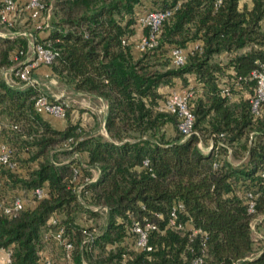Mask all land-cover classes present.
<instances>
[{
  "label": "trees",
  "instance_id": "trees-1",
  "mask_svg": "<svg viewBox=\"0 0 264 264\" xmlns=\"http://www.w3.org/2000/svg\"><path fill=\"white\" fill-rule=\"evenodd\" d=\"M157 10L172 14L156 46L134 55L129 39L139 29L138 16ZM49 25L41 37L26 24L35 42L54 53L51 64L40 66L74 91L107 102L108 136L70 119L56 128L35 109L36 87H17L22 82L13 72L16 86L0 76V138L13 164L0 165V200L10 203L20 193L29 199L14 214L0 211V247L11 248L9 264H43L42 235L51 214L74 241L83 228L93 232L90 218L75 216L104 210L91 206L107 207L103 230L84 250L105 251L99 262L121 264L125 253L126 264H189L194 255L204 264H264V234L256 248L251 228L256 215L264 226V101L257 114L250 103L256 94L251 73L264 64V0H54ZM189 43L197 45L186 53ZM173 47L186 53L183 65L172 64ZM28 49L24 36L0 34V71ZM221 55L225 60H217ZM162 87L188 94L194 115L188 136L175 114L157 109L169 93ZM58 146L67 150L51 154ZM74 153L86 154V167L70 159ZM38 187L47 192L42 199L33 194ZM248 192L256 195L252 211ZM173 207H182L176 220L182 229L168 224ZM145 219L157 224L148 235L150 251L134 249L128 232L133 220ZM73 256L83 264L77 247Z\"/></svg>",
  "mask_w": 264,
  "mask_h": 264
},
{
  "label": "built area",
  "instance_id": "built-area-1",
  "mask_svg": "<svg viewBox=\"0 0 264 264\" xmlns=\"http://www.w3.org/2000/svg\"><path fill=\"white\" fill-rule=\"evenodd\" d=\"M0 5V22L6 25L8 28H11L15 25V15L20 9L24 10L28 14V19L31 21V26L33 28L41 30L43 27L48 26L50 14L40 0H25L24 2H21V0H0ZM44 11L45 15L43 16ZM171 14V10H157L144 12L138 16L137 26L141 31L138 40L135 42V48L138 51L144 52L156 46L160 26L162 25L164 20L168 19L171 16ZM144 29H146L147 31L143 32ZM0 34L3 36H8L10 38L17 35H22L27 39L29 43V49L26 51L24 59L19 60L17 57H15V64L12 65L8 70H4V76L10 77V73L13 72L14 75L20 80V82H22L20 86L21 88L27 86L36 87L39 93L35 96L34 99L35 109L41 114L50 115L60 120L64 119L66 115L64 103L65 101L50 99L45 92L40 91V89H42L41 86L43 85L33 74V71L37 66L49 65L52 63L54 59L53 51L49 48L48 45H45V43H36L35 37L30 30L10 31L8 33L0 32ZM126 42L129 41L126 38H123L122 43ZM170 54L172 64L174 66H180L184 64L186 60V53L183 49L179 47H173ZM250 79H254L256 85V94L254 98L250 100L251 110L253 113L257 114L260 103L264 101V64L251 73ZM8 84H11V82L9 81ZM187 95L188 94L184 90L172 89L157 107L159 111L172 113L177 116L178 129L185 136H188L191 133L194 123V115L187 105ZM198 145L204 151L209 150V148L207 147L203 148L201 146V143H199ZM78 156V153L73 154V157L76 159H79ZM147 163V160H145L144 164L146 165ZM0 165L9 167L13 166L11 162V150L1 140V138ZM260 175L264 178V168L262 169ZM90 180L92 181L94 180V178L92 177ZM82 187L83 184L77 187L78 193L80 192ZM33 194L37 199H42L47 195V192L44 188L38 187L33 190ZM255 196L256 195L252 192H248L246 194L248 210L250 211L254 209L253 206L255 203ZM24 198L25 197L23 196V194L20 193L15 196L10 203L6 204L0 200V211L7 215L18 212L25 205ZM178 208L182 207H173L171 209L168 224L171 227L182 229L184 228V224L180 221H176L178 216ZM93 209L107 210V207H93ZM155 228H157V224L152 220H133L128 228V232H131L130 235L132 236L133 248L136 250L144 251L152 250V245L148 242V235L149 232ZM82 231L83 235L81 236V238L78 241H74L72 235L70 233H67L64 229V226L60 224L59 216L56 214H51L46 221V228L44 229L42 235L44 241V249H42L41 252H45L41 258L42 263L60 264L57 258L47 250V248L50 247L49 243L52 242L62 250L64 260L63 264H77L73 256V250L75 249V247H77L79 252L83 254V251L88 247V242L93 240V237L96 235L94 232L85 228H83ZM198 231H200L199 228H193L192 233L194 234ZM0 249L5 254L6 264H9L11 248L0 247ZM126 262L127 256L124 253L121 258V264H126ZM189 264H204L203 256H192ZM234 264H240V261L237 260L234 262Z\"/></svg>",
  "mask_w": 264,
  "mask_h": 264
},
{
  "label": "rangeland",
  "instance_id": "rangeland-1",
  "mask_svg": "<svg viewBox=\"0 0 264 264\" xmlns=\"http://www.w3.org/2000/svg\"><path fill=\"white\" fill-rule=\"evenodd\" d=\"M42 2L48 4L47 10H48V12L50 14V17H49V20H48V26H45V27H43L41 29L42 32H43V31H48V28L50 26L49 23H50L51 15H52V12H53L54 0H42ZM44 15H45V12L43 13V16ZM27 22H29V25H31V21H29V19H28V14L24 10L20 9L15 15V25H14V27L19 29L20 31H25ZM6 28H8V27H6L5 25L3 26V24L0 22V32L1 33L10 32V29H6ZM140 34H139V36H140ZM139 36H136L134 38L135 41L138 40ZM217 60H225V57L223 55H221L220 57H217ZM2 72H4V70L0 71V76H2ZM20 85H19V87H20ZM55 85L59 89H61L59 84L56 83ZM41 87H42V89H40V91L45 92L47 96L50 95V92H47L48 90L46 88H43L44 86H41ZM168 92H169V90L167 92H164V94H167ZM58 100L64 101V100H61V99H58ZM64 103H65V109H66V112H67V116H65V118L62 119V120H64V121L66 120L67 121V119H70V121L72 123H79L80 125L82 124L81 127L86 132H88L86 129H88L89 127L93 128V127H96V125L98 126L99 123H101L102 118H103V112L100 109L99 103H94V102H92V100L81 99V98H76V99H74V101H70V102L65 100ZM85 106H89V107L87 108ZM4 122H5L4 117L2 115H0V123L2 124ZM104 122H105V120H104ZM92 134H102L104 136H108L104 125H103L102 129L98 130L97 133H92ZM205 145L206 144L204 142L201 143V146L203 148H206ZM63 150L64 151L67 150V147L64 148L62 146H58V147H56V148L51 150V154H54L55 152H58V151L60 152V151H63ZM73 158L74 157H73V154H72L70 156V159H73ZM78 158H79L78 160H79L80 164L82 166L84 165L83 167H86L87 165H86V162H85V157L83 155H79ZM61 160L63 161L64 159L60 158V161ZM69 160H66V162L69 161ZM91 173H92V175H94V174L96 175L97 169L92 168L91 169ZM24 200H25L24 201L25 203H29V199L24 198ZM93 207L94 206H91L90 208L93 209ZM96 212H97V214L91 216L87 212H85L83 210H79L78 212H76L75 216L77 218L80 217L81 220H84L85 219L84 217L90 218L91 221H92V224H93V229L92 230H93V232L95 234H98V233H100L103 230V228L105 226V223H106V211L105 210H103V211L98 210ZM261 218H262L261 215H256L251 221V223H252V227H251L252 228V235H253V238L256 240V242H255V247L256 248H257V246H259L258 242H260L259 240L262 238V236L264 234V226L261 223ZM49 244H50L49 246L51 248L50 247L47 248L48 247L47 246L46 247L47 250H49V252H52V254L57 258L58 262H60V264H63L64 260H63L62 250L57 245H55L52 242H50ZM104 252L105 251L101 250L98 246H94L93 249H92V252H84L83 251V254H81L80 252L79 253H80L81 261H82V259L84 261V262L82 261L83 264H115V262H107V261H102V262L100 261L99 262V257L101 259V258H103V256H105L103 254ZM0 264H6L5 254L1 250H0Z\"/></svg>",
  "mask_w": 264,
  "mask_h": 264
},
{
  "label": "crops",
  "instance_id": "crops-1",
  "mask_svg": "<svg viewBox=\"0 0 264 264\" xmlns=\"http://www.w3.org/2000/svg\"><path fill=\"white\" fill-rule=\"evenodd\" d=\"M25 0H21V2H24ZM139 29H135V33L133 34V36L130 37L129 41L133 43V47H132V51L134 53V55H138L139 51L135 48V37L139 36ZM39 35L41 37H46L48 35V31H39ZM197 45V43H189L188 46L184 49L185 52L187 53L190 49H192L193 47H195ZM5 72V71H4ZM4 72H2V77L4 78V80L7 82L10 81L11 86H16V84H14L13 80L11 77L9 76H4ZM34 76L40 81V83H42V85L44 86V88H46L48 91L50 92V95H48L50 97V99H61V100H67L68 102L70 101H74V99L76 98H81V99H88V100H92V102L94 103H99L100 105V109L103 112V118L101 123H99V125L96 127H89L88 129H86L88 132L90 133H97L99 129H102L103 127V123L105 120V115L107 112V102L104 101L102 98L100 97H96L90 93L87 92H76L74 91L71 87L66 86L61 84L60 82H58L56 80V78L51 75L49 67L47 66H37L34 71H33ZM176 82H178L177 80H175ZM59 84V86L61 87V89H59L55 84ZM178 84V83H177ZM20 84H18L17 87H19ZM21 86V85H20ZM21 88V87H20ZM168 90H170L169 87H162L159 89L160 92L164 93L167 92ZM85 107H89V106H85ZM48 119L50 120V122L56 127V128H64V126L66 125V120H60L57 119L55 117H52L50 115H48ZM82 125V124H81ZM97 131V132H96ZM166 132L168 135H172L173 134V128L171 126H167L166 127ZM84 157H86V154H83ZM66 162V161H65ZM98 173H96V175L94 176V178L97 176ZM1 250V249H0ZM2 251V250H1Z\"/></svg>",
  "mask_w": 264,
  "mask_h": 264
}]
</instances>
